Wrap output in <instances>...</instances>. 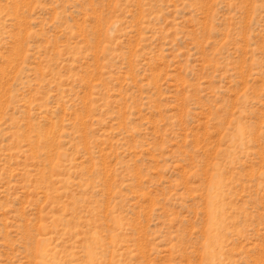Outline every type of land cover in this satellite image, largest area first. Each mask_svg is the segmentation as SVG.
Here are the masks:
<instances>
[{"label": "rangeland", "instance_id": "rangeland-1", "mask_svg": "<svg viewBox=\"0 0 264 264\" xmlns=\"http://www.w3.org/2000/svg\"><path fill=\"white\" fill-rule=\"evenodd\" d=\"M0 264H264V0H0Z\"/></svg>", "mask_w": 264, "mask_h": 264}, {"label": "bare ground", "instance_id": "bare-ground-1", "mask_svg": "<svg viewBox=\"0 0 264 264\" xmlns=\"http://www.w3.org/2000/svg\"><path fill=\"white\" fill-rule=\"evenodd\" d=\"M44 258V257H43Z\"/></svg>", "mask_w": 264, "mask_h": 264}]
</instances>
